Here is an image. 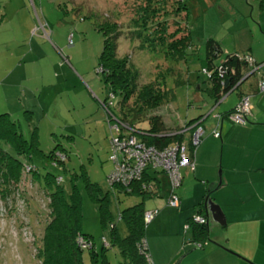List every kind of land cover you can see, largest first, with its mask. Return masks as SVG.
I'll list each match as a JSON object with an SVG mask.
<instances>
[{
	"label": "rangeland",
	"instance_id": "obj_1",
	"mask_svg": "<svg viewBox=\"0 0 264 264\" xmlns=\"http://www.w3.org/2000/svg\"><path fill=\"white\" fill-rule=\"evenodd\" d=\"M182 1L187 15L184 23L195 49L188 57V75L202 85L199 104H205L207 112L212 101L204 92L206 82L201 72L206 40L211 38L221 44L223 51L216 61L223 60L228 50L236 46L245 48L257 40L258 15L264 11H259L253 0ZM164 3L160 13L173 14L176 0ZM34 5L29 0H0V114L8 113L25 139L29 140L35 132L44 153L56 148L64 155L65 170L50 167L47 170L62 178L59 183L65 199H69L73 185L79 193L80 228L91 238L96 264H102L104 258L106 264H118L121 257L117 246L107 247L109 224H102L99 206L105 208L118 235L124 237L126 228L117 220L118 213L138 203L140 198L116 194L107 183L113 168L108 159L109 141L116 134L109 129L101 104L109 99L97 71L103 37L95 24L113 18L125 25L135 17L137 4L134 0H35ZM168 24V31H174L170 19ZM134 44L120 42L119 54L124 55ZM159 46L153 52L136 50L130 58L132 68L141 84L154 78L158 71L164 73L171 68L173 72L166 77V86L170 88L183 77L184 63L164 56L167 49ZM255 78L254 74L242 87L248 88ZM194 85L191 81L177 85L174 102L157 111L163 122L170 125L168 133H174L185 121L203 112L201 106L199 110L187 111L186 96L192 100L197 87ZM235 101V93L225 96L218 106L209 110L203 125L209 128L213 116L234 106ZM138 127L147 129L148 125L141 123ZM34 163L41 166L38 161ZM21 174L14 184L5 185L0 178V264H36L35 255L48 219L46 194L32 179V173L21 171ZM155 177L160 180L162 175L157 172ZM87 183L98 187L95 194L101 199L99 202L91 199ZM157 203L153 198L143 201L145 210L157 209L159 214L146 224L144 235L149 243L155 242L156 248L162 245L163 263L177 264L182 255L171 258L177 234L173 221L177 209L167 206L162 199ZM178 238L179 248L183 249L181 230ZM103 245L106 250H102ZM81 255L83 264H95L89 249H84Z\"/></svg>",
	"mask_w": 264,
	"mask_h": 264
},
{
	"label": "trees",
	"instance_id": "obj_2",
	"mask_svg": "<svg viewBox=\"0 0 264 264\" xmlns=\"http://www.w3.org/2000/svg\"><path fill=\"white\" fill-rule=\"evenodd\" d=\"M253 1L256 2L258 10L264 11V0ZM164 2L165 0H142V3H139L134 0V3L137 4L134 7L133 16L135 17L130 19L127 24L123 25L122 22L113 18L109 20L104 18L101 23L95 24V28L101 32L103 37L97 71L101 75V81L107 92V99H109L108 103L102 102L101 104L106 111L108 124L115 122L119 125V136L133 137L138 143L144 146H153L157 150L175 142L184 143L191 158L195 149L190 145L192 131L196 126H200L204 131L203 120L205 118L203 114L205 112L185 121L182 127H177L178 129L174 132L176 134L172 136H165L170 130V125L165 124L157 113L162 106L174 102V88L177 85L188 83V57L195 51L188 27L184 23L187 16L184 2L176 0L177 7L171 15L167 12L160 13L163 10ZM169 19L175 28L172 32L168 31ZM127 41H133L135 44L121 56L118 52L119 44ZM159 45L167 49L163 52L164 56H169L174 62L184 63L183 77L175 80L170 88L166 86V77L173 72L171 68L167 69L168 71L165 70L164 73L158 71L154 78H149L143 84L140 83L139 76L132 68L130 58L136 50L139 52L147 49L153 52ZM204 48L205 65L201 67V72L204 70L202 73L206 82L204 92L212 101L209 110L218 106L228 94L235 93L238 97L236 104L231 109L215 114L225 118L234 112L242 97H249L250 102L249 90L255 88L259 92L257 84L263 80L262 78L256 82L255 86L251 84L248 88L237 84L248 73H252V76L256 75L260 64L254 62L247 53H228L223 60L216 61L222 53V48L218 41L211 38L206 40ZM247 57L252 62H248ZM200 91L203 89L195 90L193 94L199 98ZM199 100L201 99L199 98ZM192 104L189 102L188 108ZM141 123H147L148 128L138 127ZM122 125L124 127H121ZM224 126L231 129L237 125H228L222 121L221 129ZM213 127H215V122ZM180 129H184V132L177 133V130ZM185 135H188L187 140ZM219 138H221V134ZM201 140L202 137L199 143ZM56 152L59 153L56 148H53L48 153H44L38 145L35 132H32L29 140L25 139L10 115L8 113L0 114V178L2 183L5 185L17 183L20 176L23 175L21 171L23 172L24 168L28 166L29 173H32V179L37 182L38 187L47 196L48 219L43 227L41 245L35 255L36 264H83L81 254L84 249L90 250L91 259L96 264L92 253L91 238L84 234L80 228L79 193L73 185L69 199H65L60 183L56 182L58 177L47 170V167L65 170L63 167L65 159H59L55 155ZM59 154L64 156L62 153ZM34 161L40 162L41 166L35 164ZM41 170L44 171V174L41 173ZM157 172H160L165 178V185L161 180L156 179L155 173ZM108 185L114 193L138 196L140 201L118 213L117 220L122 221L126 228L124 237L118 235L115 223L110 221L105 208L99 206L102 224H109L110 243L107 247L117 246L121 257L118 264H153L144 235L147 223L143 221V214L150 210L144 209L143 201L161 196L160 193L163 190L165 192L162 195L166 198L169 192L167 175L160 169L147 167L139 179L129 180L127 184L118 180L108 183ZM86 186L91 199L99 202L101 199L97 198L95 194L99 191L98 187L91 183H87ZM175 193L178 196L177 190ZM205 200L206 196L202 198L198 204V210L196 209L185 224L188 227L185 232L188 231L190 235L184 245H191L196 249L201 248L208 239L209 227L205 215ZM174 209H179V207ZM153 210H156L158 214L157 209ZM196 215L202 217L205 223L193 221V217ZM80 241L85 247H81ZM107 247L103 245L102 250H106ZM106 263L104 258L102 264Z\"/></svg>",
	"mask_w": 264,
	"mask_h": 264
},
{
	"label": "crops",
	"instance_id": "obj_3",
	"mask_svg": "<svg viewBox=\"0 0 264 264\" xmlns=\"http://www.w3.org/2000/svg\"><path fill=\"white\" fill-rule=\"evenodd\" d=\"M29 1L35 7V0ZM263 15L262 12L258 15L260 31L255 42L245 48L236 46L225 52L247 53L260 64L252 82L254 86L260 78L264 80ZM188 81L197 85L196 91L202 88L190 75ZM248 93L251 111L246 123L231 129L224 126L220 131L221 138H214L210 133L215 122L213 119L209 128L204 126L202 140L194 149V169L183 168L181 186L177 189L180 206L173 220L177 234L171 258L182 255L177 264H264V92L253 88ZM237 100L236 95L235 104ZM200 101L196 94L192 95L191 101L189 95L186 96L187 111L199 110ZM189 102L193 104L188 108ZM200 111L206 112L205 104L202 103ZM208 112L203 114V123ZM160 180L165 185L163 176ZM163 192L153 198L156 204L157 200L165 201ZM204 196L220 209L224 224L205 214L209 233L203 246L196 249L183 244L184 248H179L178 231L184 234V242L189 239V232L184 230L186 221L198 210ZM146 243L153 264H168L162 262V245L156 248L155 242L146 240Z\"/></svg>",
	"mask_w": 264,
	"mask_h": 264
},
{
	"label": "built area",
	"instance_id": "obj_4",
	"mask_svg": "<svg viewBox=\"0 0 264 264\" xmlns=\"http://www.w3.org/2000/svg\"><path fill=\"white\" fill-rule=\"evenodd\" d=\"M43 34L46 36L47 33L42 28ZM248 62H252L249 57L246 58ZM204 70H202V73ZM259 92H264V81L258 82ZM251 104L249 97H242L234 112L227 115L225 118L215 115V127L211 134L214 138L220 137L221 122L231 125L244 124L247 118L250 116ZM109 129L113 130L116 134L115 137H110V153L109 160L112 162V171L107 176L108 183H114L118 180L123 181L127 184L129 180L139 179L145 168L150 167L153 169H160L165 172L169 183V192L165 198V204L171 208L179 207V198L175 193L181 186L182 176L180 173L181 168H187L189 170L194 169V151L191 154V158L188 155L186 146L184 143L179 144L177 142L172 143L162 149L157 150L153 146H144L138 143L133 137L119 136L120 129L119 125L115 122L108 124ZM121 127H124L122 125ZM184 130V129H182ZM184 132V131H183ZM178 131L177 133H183ZM203 130L200 126H196L190 138V145L196 147L199 144L200 138L202 137ZM176 133H166L165 136L175 135ZM55 155L62 159L63 156L59 153ZM25 172H29L30 168L27 166L24 168ZM61 178L58 177L56 182H60ZM150 188V186H148ZM157 214L156 210L146 211L143 214V221L145 223L150 222ZM193 221L196 223H205V220L200 216H194ZM188 227L185 225L184 230ZM81 247L85 245L80 241Z\"/></svg>",
	"mask_w": 264,
	"mask_h": 264
},
{
	"label": "water",
	"instance_id": "obj_5",
	"mask_svg": "<svg viewBox=\"0 0 264 264\" xmlns=\"http://www.w3.org/2000/svg\"><path fill=\"white\" fill-rule=\"evenodd\" d=\"M252 73H248L247 75H245L239 82H238V86L242 85L243 83H245L249 78H251ZM205 210H206V214L208 216V214L210 215L211 219L213 221H216L219 224H224L223 218H222V213L220 212V209L214 205L212 203V201L210 199H207L205 201Z\"/></svg>",
	"mask_w": 264,
	"mask_h": 264
},
{
	"label": "bare ground",
	"instance_id": "obj_6",
	"mask_svg": "<svg viewBox=\"0 0 264 264\" xmlns=\"http://www.w3.org/2000/svg\"><path fill=\"white\" fill-rule=\"evenodd\" d=\"M251 102V101H250Z\"/></svg>",
	"mask_w": 264,
	"mask_h": 264
}]
</instances>
